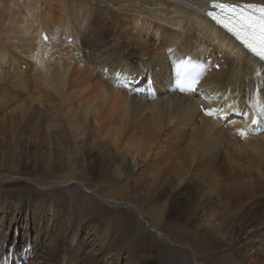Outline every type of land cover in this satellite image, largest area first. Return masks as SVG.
Returning a JSON list of instances; mask_svg holds the SVG:
<instances>
[{
    "label": "bare ground",
    "instance_id": "6f19581e",
    "mask_svg": "<svg viewBox=\"0 0 264 264\" xmlns=\"http://www.w3.org/2000/svg\"><path fill=\"white\" fill-rule=\"evenodd\" d=\"M210 1L103 0L96 21L83 1L0 0V173L30 177L31 170H42L62 183L78 173L79 181L100 182L110 200L127 202L136 193L153 225L175 215L200 234L213 217L196 222L192 214L215 208V238L224 248L220 262L264 264V135L253 138L249 117L235 119L243 108L234 104L247 88L264 97L254 79L257 72L264 77V65L205 17ZM82 27L86 53L77 41ZM219 54L220 70L200 85L219 100L221 114L214 120L199 108L213 100L181 95L170 70L185 55H208L217 64ZM141 67L155 81L154 99L123 84ZM115 70H121L117 80ZM222 115L230 117L226 124ZM242 130L247 135L237 136ZM18 182L0 193L2 219L14 207L18 216L25 210L32 219L49 212L52 226L32 222L44 233L43 256L32 247L21 261L12 250L0 254V264H189L174 255L164 263L159 253L139 256L145 226L137 223L132 233L129 224L118 223L114 237L97 218L96 203L86 209L98 215L76 218L68 202L80 196L75 188L65 189L66 201L48 205L42 193L31 195L32 188ZM83 233L91 243L81 241ZM160 237L169 249L171 240ZM127 240L134 245L123 250Z\"/></svg>",
    "mask_w": 264,
    "mask_h": 264
},
{
    "label": "rangeland",
    "instance_id": "374dc122",
    "mask_svg": "<svg viewBox=\"0 0 264 264\" xmlns=\"http://www.w3.org/2000/svg\"><path fill=\"white\" fill-rule=\"evenodd\" d=\"M77 1H83L85 5L91 4L90 6L92 12L90 13V16L95 17L94 19L97 21L98 17L101 14L100 10L104 6L103 0H77ZM84 29L85 28L82 27L80 29L81 32L77 34L79 36L77 41L80 42L81 53L82 52L86 53L89 51L87 46H85L83 43L85 36L84 33L82 32ZM132 62L134 64L137 61L132 59ZM64 164H66L67 167L69 166L67 160L64 161ZM29 173H30V177L17 176L14 175L12 172L11 175L8 172L0 173V193L5 191L4 189L6 185L21 181V184L22 183L27 184L30 188H32L31 195H35L36 193L38 194L42 193L43 194L41 196L42 199L44 198L43 200H45L48 203V205L49 204L52 205L53 203L60 204L61 202L66 201L67 196L65 195V189H68V186H70L69 189L71 188L77 189V192L79 191L80 193L79 195L81 196V197L80 196L76 197L74 195L73 197L74 200H68V202L71 201L70 202L71 204L69 203L70 213H71V208H73L74 215L76 218L78 219L80 218V220H82V217L84 218L88 216L92 217L93 215L97 214L96 213V209H97L101 213L99 214L100 216L97 214L98 215L97 218L100 220L103 226L108 227L110 228V230H112V232L115 235L114 237L118 236L117 234L118 232L116 229V224L118 223L124 222L127 225L129 224L128 226H130L132 233H135L134 231L136 230L137 223L141 222L140 224L145 226L146 228L145 233L141 234L140 235L141 237L139 236V239L143 241L141 243L142 245L140 246V248H143V251L140 252L141 254L139 256L142 255L157 256V254L159 253L157 258L159 261L162 259L160 263H164L165 258L169 260L171 259V256L174 255L176 257L187 259L189 264L191 263L225 264L220 262L221 257L224 256V254L220 253V251L223 250L224 248L218 246L219 242H217V239L215 238V208L197 209V211L192 214L191 217L196 222L200 221V217L202 216L212 215L213 217V219H211V225L205 227L206 228L205 231H203L201 234L197 232L190 225V223H185L183 221L179 222L177 220L175 221V219H172V216L175 217V215H172L170 218L169 216L168 218L165 217V219L160 223V225L156 226L153 225L149 221V219H146L147 217L144 215V211L142 209L143 206L139 204L140 197H138V195L133 191L131 192L127 202H121L119 200L117 201L114 199L110 200V198L106 197L103 193L104 186H101L100 182L96 184L93 182L92 178L91 179L88 178L87 181H79L80 179H78L79 176L78 173L76 174L74 181H72L71 183H62L64 181L58 180L56 174L54 173L49 174L51 175L49 176L48 174H45L42 170H31V172ZM50 190L53 195L50 193ZM60 193H62L63 196L62 198L60 197V200L58 202V194ZM88 203H96L97 206L94 204L96 209L87 210L86 204ZM79 208L80 210L76 211ZM1 210L2 208H0V219H1L0 236L1 238L5 237L8 242H6L5 245L3 246V243L0 240V254H6V253L8 254L11 253L13 250L19 255L20 253L19 250L22 247H25L27 242L30 241L29 243L32 245V247H36L40 257L43 256L42 252L45 243L44 241L42 242V239L44 237L43 235L44 233L43 230L35 229L33 223L44 224L45 227L47 226L48 228H50L52 226V219L49 220L51 214L47 212L44 214L43 217L36 216L34 220L32 219V214L30 212L28 211L26 212L24 210L23 214H21V216L20 215L18 216L14 212V207H11L8 210V215L2 219L3 212ZM93 211L95 213H93ZM17 216L19 218V221L16 223L15 218ZM85 234L86 233L80 235L81 241L82 242L85 241V243L88 244L89 242L91 243L92 236H90V234L88 235ZM160 234L165 235L171 240L169 249L165 248L166 250H164L165 245H162L161 244L162 241L159 240V237L161 236ZM126 242H127L126 243L127 246L124 245L122 248L123 250H126L128 247L134 245V243H131L130 240H127ZM139 242L135 243V247H137V245L139 247ZM110 256L111 255L107 256V259L109 261L112 260Z\"/></svg>",
    "mask_w": 264,
    "mask_h": 264
},
{
    "label": "snow or ice",
    "instance_id": "6c2138e0",
    "mask_svg": "<svg viewBox=\"0 0 264 264\" xmlns=\"http://www.w3.org/2000/svg\"><path fill=\"white\" fill-rule=\"evenodd\" d=\"M211 7L214 11H208L207 16L235 37L253 57L264 62V3L236 5L213 0ZM44 38L48 39V37ZM169 51L171 52V49ZM189 66L196 67L190 62L185 63L184 61L176 65L177 84L182 92L196 91L195 85L198 83L199 77L189 74ZM216 67L219 68V65ZM256 74L260 75L259 72ZM181 77L184 79L181 80ZM204 111L205 115H212L210 109ZM252 123L259 124V117L253 118ZM239 134L242 137L246 135L243 131H240Z\"/></svg>",
    "mask_w": 264,
    "mask_h": 264
}]
</instances>
